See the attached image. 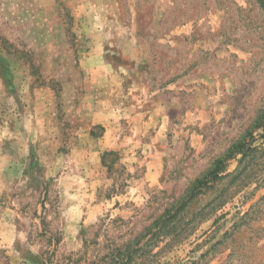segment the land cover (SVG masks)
<instances>
[{
  "label": "rangeland",
  "instance_id": "1",
  "mask_svg": "<svg viewBox=\"0 0 264 264\" xmlns=\"http://www.w3.org/2000/svg\"><path fill=\"white\" fill-rule=\"evenodd\" d=\"M258 120L264 0H0V264H264Z\"/></svg>",
  "mask_w": 264,
  "mask_h": 264
},
{
  "label": "trees",
  "instance_id": "2",
  "mask_svg": "<svg viewBox=\"0 0 264 264\" xmlns=\"http://www.w3.org/2000/svg\"><path fill=\"white\" fill-rule=\"evenodd\" d=\"M259 122H258V124L261 126V125H264V124H262V121L263 120H258ZM116 153L114 152V151H110V152H106L105 154H104V159L106 158V157H109V156H112V155H115ZM218 173V169H215V170H213L211 173H210V176L211 177H214L216 174ZM128 262L126 261V260H124L123 258H119V257H115L114 258V264H127Z\"/></svg>",
  "mask_w": 264,
  "mask_h": 264
}]
</instances>
